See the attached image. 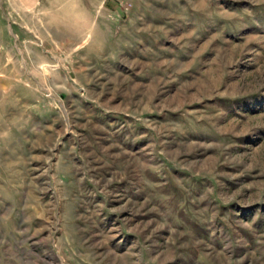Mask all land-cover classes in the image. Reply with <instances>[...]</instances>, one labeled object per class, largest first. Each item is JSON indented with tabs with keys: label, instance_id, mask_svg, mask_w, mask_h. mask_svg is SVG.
Here are the masks:
<instances>
[{
	"label": "rangeland",
	"instance_id": "1",
	"mask_svg": "<svg viewBox=\"0 0 264 264\" xmlns=\"http://www.w3.org/2000/svg\"><path fill=\"white\" fill-rule=\"evenodd\" d=\"M0 264H264V0H0Z\"/></svg>",
	"mask_w": 264,
	"mask_h": 264
},
{
	"label": "crops",
	"instance_id": "2",
	"mask_svg": "<svg viewBox=\"0 0 264 264\" xmlns=\"http://www.w3.org/2000/svg\"><path fill=\"white\" fill-rule=\"evenodd\" d=\"M16 1H18V3L21 4L22 6H24L25 10H28L29 8L33 9L35 5H37L40 2V0H16Z\"/></svg>",
	"mask_w": 264,
	"mask_h": 264
}]
</instances>
